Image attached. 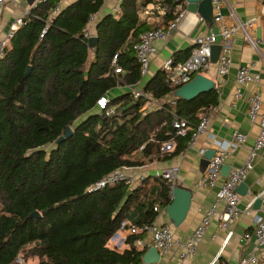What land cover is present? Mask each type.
Segmentation results:
<instances>
[{
  "label": "trees",
  "instance_id": "trees-1",
  "mask_svg": "<svg viewBox=\"0 0 264 264\" xmlns=\"http://www.w3.org/2000/svg\"><path fill=\"white\" fill-rule=\"evenodd\" d=\"M60 2L33 6L0 58V264H142L145 251L136 240L145 233L129 234L122 250L110 240L135 202L145 211L137 225L153 222L156 203L172 202L171 184L161 181L157 197L143 201V185L133 191L125 181L90 187L117 168L181 153L201 114L218 105L219 90L164 101L180 86L166 82L160 69L145 85L161 101L158 108L145 109L144 99L124 91L111 97L114 111L107 114L98 100L142 79L140 35L167 27L181 13L180 1L122 0L117 13L97 22L95 43L85 29L104 0H76L54 14ZM150 4L167 9L157 24L141 19V8ZM191 52L178 51L173 62ZM177 118L191 127L184 135L174 126ZM68 127L72 135L57 144ZM168 141L175 149L162 153ZM36 211L40 216H32Z\"/></svg>",
  "mask_w": 264,
  "mask_h": 264
},
{
  "label": "crops",
  "instance_id": "crops-1",
  "mask_svg": "<svg viewBox=\"0 0 264 264\" xmlns=\"http://www.w3.org/2000/svg\"><path fill=\"white\" fill-rule=\"evenodd\" d=\"M37 0H6L5 5L0 8V41L6 36L11 24L17 17L25 16L26 13L34 6ZM76 0H61L59 10L66 7ZM180 4L176 10H181L184 17L179 23V27L166 35L162 40L155 43V52L152 55L150 67L147 75L133 85L145 89V85L160 69H164V64L168 59H173L179 51L193 49L196 39L211 31L218 32L220 24L212 19H206L201 13L190 12L187 9V1L179 0ZM122 0H104L101 9L94 14V30L96 24L105 15L117 13L120 9ZM223 12L225 14L224 24L233 25L236 20L231 15L233 8L239 19L249 21L255 19V24L249 27V32L256 41L254 47L244 37L243 31L239 30L233 37L232 49V66L224 80L216 85L219 90V103L216 107L211 108V121L208 131L196 137L193 143L179 154L174 155L168 160H155L152 163L141 167H129L128 175L135 181L130 184V190H135L143 185L141 200L157 197L161 181H167L158 173L171 167L179 169L176 185L189 189L193 193L191 207L184 219L176 224L172 221L165 209L166 206L156 203L155 207L159 210L155 219L160 223L170 224L176 239L187 240L190 234L201 223L206 212L214 208L215 214L212 215L210 223L206 229L205 237L198 245L197 252L183 263L180 260V247L174 245L172 249L162 254L159 263L155 264H209L218 257L217 264H238L244 255H248L257 250L254 239L245 240L244 234L253 227V218L259 213H264V200L260 207H254V202L258 195L264 189V149L259 151L255 159L254 166L250 170L244 183L248 186V193L242 195L240 208L242 214L225 223L223 215L227 212V203L225 200L218 199L217 193L219 188L225 182L227 175L221 173V177L215 186L203 185V178L209 168L210 157L207 153L216 151L215 140L230 141L234 130H240L248 135V141L241 147L230 151L226 156L225 164L229 167L242 166L248 157L249 152L254 146L255 140L260 133V120L251 121L249 117V97L258 92L262 95L264 101V0H223ZM154 4L141 8L140 16L143 21L150 24L159 23L163 13L153 11L146 14L147 9H152ZM152 29V28H151ZM243 65H250L253 74L260 75V81H251L243 86L242 96L234 100V93L237 88V77L239 68ZM217 61L202 73L216 82ZM125 73V72H123ZM129 91L123 84L110 91L111 96ZM175 94L168 95L164 101H171ZM235 101V105L233 104ZM161 105V101L158 100ZM158 108L152 106L149 109ZM264 110V102L262 106ZM205 149V154L200 151ZM213 156V155H212ZM143 177V181L139 179ZM150 178V179H149ZM145 179L147 182L144 183ZM249 210V213H245ZM144 210L141 209L139 202H135L128 211L126 221L130 224H137L144 217ZM128 236L129 231L122 235ZM110 246L116 247L110 241ZM125 243L118 249H125ZM139 248V247H138ZM142 250L141 248H139ZM145 251V250H144ZM260 252V251H259ZM145 253V252H144ZM144 256V255H143ZM142 264H146L143 262Z\"/></svg>",
  "mask_w": 264,
  "mask_h": 264
},
{
  "label": "built area",
  "instance_id": "built-area-1",
  "mask_svg": "<svg viewBox=\"0 0 264 264\" xmlns=\"http://www.w3.org/2000/svg\"><path fill=\"white\" fill-rule=\"evenodd\" d=\"M47 0H37L34 4L45 2ZM6 0H0V8L5 5ZM214 21L220 24V30L218 32L211 31L202 36H199L196 39V44L192 49L190 56L182 62L174 63L173 59H168L164 64V69L167 71L166 82L174 86H182L189 81L197 74L202 73V71L207 70L213 65L212 62V53L213 47L216 44L221 46L219 57L217 60L216 66V85L220 84L224 78L228 75L230 68L232 66V49H233V37L237 31L241 30L244 33V37L249 41L254 47H256V41L249 32V27L255 24V19L249 21H242L239 19L234 9H231V15L235 18L236 22L233 25H225L223 12V0H212ZM152 9H147L145 12L147 15L153 11H159L163 14L166 13L167 9L161 5H154ZM59 11L57 6L53 13L56 14ZM27 14V13H26ZM26 16V15H25ZM25 16H20L15 19L11 24L8 33L0 41V58L4 56L5 49L9 44L10 40L15 36L16 31L20 26L25 22ZM184 17V13L179 14V16L170 22L167 27H157L144 31L140 35V41L135 46L137 50V55L142 66V76H146L148 69L150 67L151 58L154 54L156 48L155 43L159 40H162L166 37L168 33L177 29L179 23ZM48 27L44 28L41 33V38L44 37L47 32ZM85 35L90 40L96 34L94 30V15L92 16L90 22L88 23L85 29ZM116 55L113 60V65L117 64ZM117 73H123L119 67H116ZM255 81H260L259 74H253L251 71L250 65H243L239 68L238 77H237V88L234 93V100H238L242 96L243 86L247 83ZM123 87L128 89L133 93L134 98H142L145 100V109H149L152 106L159 107L158 100L152 95L151 92L146 91L143 88H138L136 85H129L124 83ZM110 92L106 93L98 100V109L106 110L107 114H110L114 111L112 107H109V102L111 100ZM234 101V105H235ZM263 97L260 93L255 92L249 97V117L251 121L260 120V133L255 140L254 146L248 154L246 162L242 166L231 167L227 178L223 185L219 188L217 196L218 199L225 200L227 203V212L223 215V220L227 224L232 219L238 218L242 214L240 208L241 203V194L237 191V187L240 183L244 182L247 178L250 170L254 166L256 157L258 156L259 151L264 149V110L263 106ZM211 121V113L207 112L201 114V119L198 126L195 128L192 139L190 143H193L197 136L204 134L208 131L209 123ZM174 126L177 129L178 134L184 135L187 133L191 127L188 125L187 121L184 119H176L174 121ZM248 141V135L240 130H234L232 133V139L230 141H220L215 140V145L217 150L214 155L211 157L209 162V168L207 174L203 178V185L213 187L217 184L218 179L221 177L222 167L225 164L226 156L230 151L235 150L241 147ZM176 143L174 141H168L162 144L161 151L162 153H169L175 149ZM205 149H202L200 153L205 154ZM129 167H122L113 170L112 172L106 174L96 183H94L90 189H102L109 185H114L115 183L125 181L127 184H132L135 181L128 175L127 169ZM179 169L177 167H171L164 171L158 173L159 176L166 179L171 184V191L176 185V179L178 177ZM143 181V177L139 179ZM264 200V189L258 195ZM156 211L159 210L158 207H154ZM245 213H249L247 210ZM215 214V209H209L206 214L203 216L201 223L196 229L190 234L187 240L183 241L176 239L175 234L168 223H160L154 220L151 223H145L142 225L130 224L124 220L121 224L120 229L112 236L111 242L116 245V248L120 247L125 243L126 237L124 234L125 231H129V234H136L143 232L145 233L144 237H139L136 240L137 247L142 250H147L151 246L158 248L161 254L166 253L174 245H178L181 249L180 251V260L183 263L187 259L191 258L198 249L199 243L205 237L206 229L210 223L212 215ZM245 240L255 241V246L257 250H254L248 255H244L238 264H264V213H259L253 218V227L250 231H247L243 237ZM260 251V252H259ZM218 257L214 259L209 264H217Z\"/></svg>",
  "mask_w": 264,
  "mask_h": 264
},
{
  "label": "water",
  "instance_id": "water-1",
  "mask_svg": "<svg viewBox=\"0 0 264 264\" xmlns=\"http://www.w3.org/2000/svg\"><path fill=\"white\" fill-rule=\"evenodd\" d=\"M187 9L190 12L201 13L204 18L214 20L212 0H186ZM98 40V36L94 35L90 38V43H95ZM221 46L219 44L214 45L212 53V62H216L219 57ZM31 71L29 67L25 73V76H28ZM216 88V82L210 77L206 76L203 73H197L191 81L180 86L173 94L174 98H182L187 100H192L196 98L203 92H208ZM72 127H68L66 133L57 140V144H60L62 141L66 140L70 135H72ZM216 151H210L207 153V157H212ZM231 167L224 164L222 167L223 174L228 175V172ZM237 191L242 195L248 193V186L242 182L238 185ZM172 202L169 205H166L165 209L172 221L176 224L180 223L186 214L189 212L191 207V202L193 198V193L191 190L184 187L175 185L171 191ZM262 198L258 197L254 202V207H260L262 204ZM32 216H40L38 211L32 213ZM162 254L155 246L149 247L143 256V262L146 264H155L159 263L161 260Z\"/></svg>",
  "mask_w": 264,
  "mask_h": 264
},
{
  "label": "rangeland",
  "instance_id": "rangeland-1",
  "mask_svg": "<svg viewBox=\"0 0 264 264\" xmlns=\"http://www.w3.org/2000/svg\"><path fill=\"white\" fill-rule=\"evenodd\" d=\"M113 94H115V92L113 91ZM82 118H84V116L82 117ZM82 118H80V120L82 119ZM34 260L33 259H31V260H29L28 261V263L27 264H32V262H33Z\"/></svg>",
  "mask_w": 264,
  "mask_h": 264
}]
</instances>
